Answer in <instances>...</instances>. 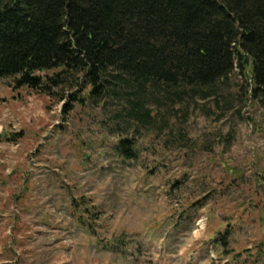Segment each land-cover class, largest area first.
Masks as SVG:
<instances>
[{
	"label": "rangeland",
	"instance_id": "obj_1",
	"mask_svg": "<svg viewBox=\"0 0 264 264\" xmlns=\"http://www.w3.org/2000/svg\"><path fill=\"white\" fill-rule=\"evenodd\" d=\"M231 81L228 96L163 105L169 124L162 138L184 132L201 146L180 168L175 154L142 156L133 166L100 157L101 109L78 107L64 118L62 104L0 78V264H235L213 242L227 226L231 255L242 253L236 263L264 264V109L240 103L238 69ZM14 133L23 137L4 138ZM168 159L162 174L149 175ZM181 171L197 181L171 196ZM204 188L224 189V200L190 209ZM72 197L102 208V241L76 222ZM121 233L130 241L125 249L111 242Z\"/></svg>",
	"mask_w": 264,
	"mask_h": 264
},
{
	"label": "trees",
	"instance_id": "obj_2",
	"mask_svg": "<svg viewBox=\"0 0 264 264\" xmlns=\"http://www.w3.org/2000/svg\"><path fill=\"white\" fill-rule=\"evenodd\" d=\"M237 69L244 82L240 103L264 109V0H0V78L62 104L64 118L78 107L101 109L95 153L113 154L126 165L175 154L185 168L201 146L184 132L178 140L162 138L169 124L163 105L228 96ZM4 136L13 142L23 137ZM168 162H156L149 175L162 174ZM191 179L179 172L169 194L185 192ZM204 189L190 209L224 200V189ZM75 198L76 222L99 239L102 208ZM230 230L213 242L237 264L242 253L231 255ZM111 242L121 249L130 244L123 233Z\"/></svg>",
	"mask_w": 264,
	"mask_h": 264
}]
</instances>
